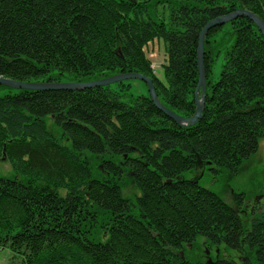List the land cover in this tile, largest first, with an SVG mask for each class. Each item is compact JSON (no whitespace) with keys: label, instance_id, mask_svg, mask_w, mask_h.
I'll return each mask as SVG.
<instances>
[{"label":"trees","instance_id":"16d2710c","mask_svg":"<svg viewBox=\"0 0 264 264\" xmlns=\"http://www.w3.org/2000/svg\"><path fill=\"white\" fill-rule=\"evenodd\" d=\"M237 8L264 20V0H0V76L86 82L138 72L164 106L189 117L199 33ZM155 39L167 53L163 80L144 50ZM203 50L205 103L192 125L166 116L148 91L125 92L124 81L116 90L0 84V160L12 170L0 175V249L10 264H264V209L243 217L244 193L229 204L186 176H233L258 150L264 38L239 16L212 27ZM199 243L240 260L194 259L188 246Z\"/></svg>","mask_w":264,"mask_h":264},{"label":"rangeland","instance_id":"374dc122","mask_svg":"<svg viewBox=\"0 0 264 264\" xmlns=\"http://www.w3.org/2000/svg\"><path fill=\"white\" fill-rule=\"evenodd\" d=\"M144 50L151 61L155 74L163 80V64L167 62V53L165 52L163 41L155 39L149 42L144 47ZM222 63L223 52L221 51L213 63L211 80L217 79ZM124 83L130 84L128 90L125 91L129 94L134 96L147 94L146 84L139 79L124 80ZM111 87L115 90L117 89L115 83H112ZM49 122L48 120V124ZM11 174L10 164L6 160H0V175ZM186 176L188 178L197 177L200 185L214 191L229 204L233 203V193H244L246 200L244 207L241 209L242 211L244 210L242 213L243 217L255 211H261L264 209V138L259 139L258 150L243 162L239 172L233 176L209 169L196 171ZM124 181L126 182L124 194L132 195L137 192L129 176L128 178L125 177ZM188 248L191 250L188 254L192 258L197 259L198 257L205 262L209 259L214 261L218 257L240 260L238 253L223 245L217 248L199 243L194 249H192L191 245ZM10 257L11 252L9 249H0V264H10Z\"/></svg>","mask_w":264,"mask_h":264},{"label":"water","instance_id":"95a60500","mask_svg":"<svg viewBox=\"0 0 264 264\" xmlns=\"http://www.w3.org/2000/svg\"><path fill=\"white\" fill-rule=\"evenodd\" d=\"M239 16H246L255 25L258 27L259 31L261 32L264 38V20L260 18L255 13L251 12L250 10L244 8H237L236 10L218 16L212 20H210L200 31L199 39H198V54H197V63H198V84L196 86L194 92V100H195V111L189 117H182L175 113L174 111L170 110L166 106H164L157 95L155 90V86L153 83L152 78L143 75L138 72H127V73H119L109 77L101 78L98 80L86 81V82H71V81H39V82H22L13 80L8 77L0 76V84L10 86L17 89H31V90H58V89H68V90H80L84 88H92L96 86H106L112 83L128 80V79H139L143 81L147 85L149 97L155 104V106L162 110L166 116L171 118L174 122L180 125H187V124H195L202 115V111L204 109L205 103V93H206V74H205V67H204V50H203V43L204 38L207 32L214 26L222 25L233 18ZM207 263H212L211 259L206 261Z\"/></svg>","mask_w":264,"mask_h":264}]
</instances>
